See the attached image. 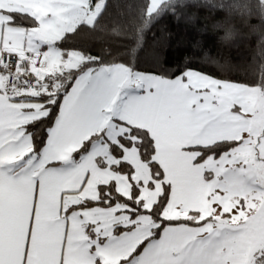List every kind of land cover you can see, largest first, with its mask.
Instances as JSON below:
<instances>
[{
    "label": "snow or ice",
    "instance_id": "snow-or-ice-1",
    "mask_svg": "<svg viewBox=\"0 0 264 264\" xmlns=\"http://www.w3.org/2000/svg\"><path fill=\"white\" fill-rule=\"evenodd\" d=\"M194 6L0 0V264H264V0L220 5L260 21L240 78L185 51Z\"/></svg>",
    "mask_w": 264,
    "mask_h": 264
},
{
    "label": "trees",
    "instance_id": "trees-1",
    "mask_svg": "<svg viewBox=\"0 0 264 264\" xmlns=\"http://www.w3.org/2000/svg\"><path fill=\"white\" fill-rule=\"evenodd\" d=\"M198 5L187 9V15H195V25L203 29L202 33H192V26L184 16L177 21L171 16L162 18L152 31L159 33L161 29H168L181 34L187 28L195 35L201 44L185 51L199 62V66L208 72L222 73L233 78H240L251 71L250 66L261 59L260 33L253 32L249 25H259L258 19H252L248 23L236 13L229 11L220 5L228 0H191ZM232 27L236 36L233 40L225 42L221 39L224 28ZM152 31L145 36L147 45L152 43ZM151 57L150 47H145L136 53L137 61L146 67Z\"/></svg>",
    "mask_w": 264,
    "mask_h": 264
},
{
    "label": "clouds",
    "instance_id": "clouds-1",
    "mask_svg": "<svg viewBox=\"0 0 264 264\" xmlns=\"http://www.w3.org/2000/svg\"><path fill=\"white\" fill-rule=\"evenodd\" d=\"M232 2V0H228V2L227 3H231ZM226 3V4H227ZM224 35H225V33H224V31L222 32V36H221V39L223 40V37H224ZM225 42H227V41H225Z\"/></svg>",
    "mask_w": 264,
    "mask_h": 264
}]
</instances>
